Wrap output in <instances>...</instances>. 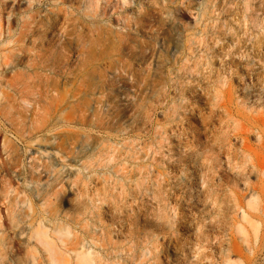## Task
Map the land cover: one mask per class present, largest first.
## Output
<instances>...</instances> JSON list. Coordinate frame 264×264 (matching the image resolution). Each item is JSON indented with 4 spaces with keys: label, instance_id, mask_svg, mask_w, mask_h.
<instances>
[{
    "label": "rangeland",
    "instance_id": "rangeland-1",
    "mask_svg": "<svg viewBox=\"0 0 264 264\" xmlns=\"http://www.w3.org/2000/svg\"><path fill=\"white\" fill-rule=\"evenodd\" d=\"M0 264H264V0H0Z\"/></svg>",
    "mask_w": 264,
    "mask_h": 264
}]
</instances>
